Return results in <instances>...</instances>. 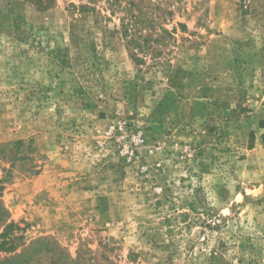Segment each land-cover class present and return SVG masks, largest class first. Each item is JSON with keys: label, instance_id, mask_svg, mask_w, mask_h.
Segmentation results:
<instances>
[{"label": "rangeland", "instance_id": "374dc122", "mask_svg": "<svg viewBox=\"0 0 264 264\" xmlns=\"http://www.w3.org/2000/svg\"><path fill=\"white\" fill-rule=\"evenodd\" d=\"M162 3L0 0V264H264V0Z\"/></svg>", "mask_w": 264, "mask_h": 264}, {"label": "trees", "instance_id": "16d2710c", "mask_svg": "<svg viewBox=\"0 0 264 264\" xmlns=\"http://www.w3.org/2000/svg\"><path fill=\"white\" fill-rule=\"evenodd\" d=\"M35 6L47 8L54 0H28ZM85 9H95L92 5L98 0H86ZM163 0H103L105 9L110 15L119 14L120 30L126 39L130 49L131 57L140 61L137 53H152L156 48L155 44L164 43L166 38H172L171 32L162 26V16L171 14L170 11L163 10ZM91 5V6H90ZM162 9V13H161ZM147 29V30H146ZM157 51V50H155ZM2 214H6V209L0 200V226L4 224ZM56 253L52 254V264H90V259L85 257L70 258L57 244Z\"/></svg>", "mask_w": 264, "mask_h": 264}]
</instances>
